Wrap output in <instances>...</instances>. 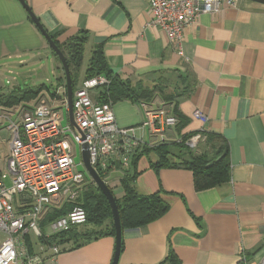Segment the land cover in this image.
I'll use <instances>...</instances> for the list:
<instances>
[{"label": "crops", "instance_id": "obj_1", "mask_svg": "<svg viewBox=\"0 0 264 264\" xmlns=\"http://www.w3.org/2000/svg\"><path fill=\"white\" fill-rule=\"evenodd\" d=\"M24 1L58 42L79 31L88 36L76 88L84 80L91 47H100L110 72L122 82L165 86L166 101L155 97L149 106L162 107L176 120L165 133L168 142L205 132L218 138L215 149L222 146L225 151L227 181L202 191L195 190L187 169L154 171L149 163L156 159L153 153L139 156L135 168L130 162L127 170L137 173L136 192L143 196L158 192L168 209L152 223L121 230L117 264H257L264 256V4L238 0L234 9L201 14L185 29L177 47L160 29L148 26L147 0ZM11 56L31 66L38 82L50 81V75L56 91L44 86L48 91L42 90L35 100L8 106L7 97L25 89L3 75L8 65L15 68ZM43 59L50 69L43 66ZM60 67L20 3L0 0V115L31 108L37 99L50 100L52 95L59 98L55 106H60L64 86ZM26 79L30 78H22ZM111 104L117 127L135 128L142 137L144 131L137 129L144 120L140 105L128 100ZM196 110L206 116V123L193 117ZM6 124L2 119L0 179L10 185ZM204 147L198 148L215 151ZM112 174L115 181L108 187L120 199L123 173ZM4 238L0 233V244ZM29 244L31 253L37 254L34 241ZM60 248L57 264H111L115 241L106 236L81 243L69 237Z\"/></svg>", "mask_w": 264, "mask_h": 264}, {"label": "built area", "instance_id": "obj_2", "mask_svg": "<svg viewBox=\"0 0 264 264\" xmlns=\"http://www.w3.org/2000/svg\"><path fill=\"white\" fill-rule=\"evenodd\" d=\"M237 2L147 0L148 26L160 29L169 43L179 47L185 29L196 23L201 14L234 9ZM107 83L104 77L97 76L83 80L74 90L75 128L70 126L68 116L63 126V116L57 108L40 99L31 108L0 115V122L4 119L10 132V185L0 179V233L5 236L0 244V264H57L60 244H50L49 239L85 225V211L76 204L86 179L85 172L78 169L83 166V144L87 146L90 166L108 186L112 172L127 170L137 151L167 141L165 133L176 120L162 107L140 103L144 115L140 129L147 134V140L138 137L135 128L117 127L112 104L93 100V93ZM60 107L67 112L65 97ZM193 117L207 122L198 110ZM201 133L192 135L184 144L194 149L205 139ZM76 148L80 152L78 163ZM32 240L37 254L31 253ZM257 264H264V256Z\"/></svg>", "mask_w": 264, "mask_h": 264}, {"label": "trees", "instance_id": "obj_3", "mask_svg": "<svg viewBox=\"0 0 264 264\" xmlns=\"http://www.w3.org/2000/svg\"><path fill=\"white\" fill-rule=\"evenodd\" d=\"M58 35L59 34H57V36ZM50 37L57 45L67 62L71 74V86L74 92L76 89L75 79L77 78V74L79 73L82 65L88 36L85 32L79 31L62 43L58 42L55 36L52 35ZM52 55L59 63L57 57L53 53ZM62 75L64 78L63 73ZM97 76L104 77L108 82L95 91L97 92V96L95 99L93 98V100L98 104L115 103L122 100H128L132 103H144L149 105L155 97H160L162 101H166V97L163 93L165 86L158 83L151 88L141 85L133 87L127 82H122L110 72L104 60L102 49L100 47L92 46L83 79H91ZM42 90L48 91V89L42 85L37 86L36 88L29 87L20 89L17 95L7 97V104L8 106H14L21 102L35 100ZM52 97L54 96L52 95ZM201 134L205 137V139L204 141L199 142L194 149H191L184 144V141L192 136L190 135L181 138V142L179 143L176 142L177 140H173L172 142L165 141V143L158 144L153 148H142L140 150L141 152L137 151L132 156V160H130V162L133 165V168H135V162L139 156L153 153L156 156V159L154 161H150L149 163L150 167L153 168L154 171H159L163 168H173L175 166L182 167L191 171L196 191L212 188L227 181L228 179L226 154L222 146L215 149V144L218 142V138L206 134L205 132ZM200 144H203V148H205L204 146L209 147L210 145L212 146L211 149H214L215 151L213 153H208L203 150V148H198ZM137 153H139V155L135 157ZM223 153L224 155L219 159ZM172 158L177 163L172 161ZM122 173L123 176L120 179V186L123 194L120 199H116L114 197L119 213L121 230L145 226L158 220L166 213L168 206L163 202L158 192L146 196L139 195L133 186L137 173L129 172L128 170H125ZM88 187L90 190L82 194L81 197L79 196L76 204L81 206L85 211V225H99L102 227L101 230L97 233L88 232L82 235V233H77V230L73 229L68 233L51 237L49 239L50 244L66 243L69 241V237H77L78 240L81 239V241H79L81 243L106 236L114 237L111 211L107 200L100 193V191L93 186L91 181L89 182ZM66 210H69V207H67ZM63 213L64 211L62 213H57L54 217ZM76 243L75 245H80ZM121 248L122 242H120V251Z\"/></svg>", "mask_w": 264, "mask_h": 264}, {"label": "water", "instance_id": "obj_4", "mask_svg": "<svg viewBox=\"0 0 264 264\" xmlns=\"http://www.w3.org/2000/svg\"><path fill=\"white\" fill-rule=\"evenodd\" d=\"M20 5L23 7V9L27 12L29 18L32 20L34 25L37 27L39 32L44 37L45 41L47 42V45L51 52L57 57L60 66L62 68L63 74H64V89H65V98H66V108H67V116H68V122L72 128H75V124L73 122V116H72V96H73V90L71 86V75L70 70L67 65V62L63 56V54L60 52L57 45L54 43V41L51 39V37L48 35V33L42 28V26L37 21L36 17L33 15L27 4L24 0H17ZM254 2H258L261 4H264V0H250ZM224 153L219 157L222 158ZM81 160L83 163V167L88 174L90 180L93 182L95 187L100 191V193L105 197L107 200V203L109 205L110 211H111V217H112V224L114 228V241H115V248L113 253V258L111 261V264H117L119 253H120V242H121V227H120V219H119V213L116 206L115 198L110 190V188L102 181L100 176L94 171V169L89 164V158H88V152H87V146L86 144H83L81 146Z\"/></svg>", "mask_w": 264, "mask_h": 264}, {"label": "rangeland", "instance_id": "obj_5", "mask_svg": "<svg viewBox=\"0 0 264 264\" xmlns=\"http://www.w3.org/2000/svg\"><path fill=\"white\" fill-rule=\"evenodd\" d=\"M86 55H87V53H86ZM10 58H11V60H9V62H11L15 66V68H11L10 65H8L6 67V69L4 70V73H3V75H4V77L6 79H9V80H11L12 78L16 79L18 84H19V86L21 88H28V87H31V86L33 88H35V87H37V86L42 84L43 86H46L49 89V91H50V88H51V90L53 92L56 91V89L58 88L57 87V83L54 81V79H52V77L50 75L48 76L50 78V81H47V82L46 81H39L38 82V81H36V77H33L31 75L30 71H29V69H31V66L19 64V62H18L19 59H14V56L13 57L11 56ZM85 58L86 57H84V59ZM9 62H8V64H10ZM83 62H84V60H83ZM41 63L43 64V66H49L48 69H50V65H47V62L44 59L41 61ZM43 70H45V69H43ZM21 77L22 78L27 77V78H30V79H28V80L26 79V80L23 81ZM64 97H65V89H64V86H63L62 98L64 99ZM42 98L43 99H40V100L44 101L48 105H51L52 107H56L57 110L62 114V116H63L62 125L65 126L66 122H67V112L65 111L64 108L60 107L59 105L55 106L56 105V101H57V104H59V101H58L59 98L58 97H54V98L50 97V100H52L53 102L52 101L50 102L49 98H46V97H42ZM137 105L139 106L140 104L137 103ZM137 129H140V126H138ZM137 136L140 137L141 135L137 134ZM142 137L144 138V140H147V134L145 133V131L143 132ZM79 156H80V152L76 148V158H75V160H76L77 163L80 161ZM78 169L85 172V178H86L85 182H84L85 183L84 187H83V189L81 190V193H80V197H81L82 194H84L85 192L90 190L89 187H88V184H89V182L91 180H90L88 174L86 173V171L84 170L83 166H78ZM112 176H113V174L111 175V178H112ZM110 180H112L111 182L115 181V179H110ZM93 186H95V185L93 184ZM113 193L116 195L115 191ZM79 201H80V199H79ZM101 228L102 227L99 226V225L98 226H93V225H87L86 224V225L79 226L76 230H77V233H82V235H83V234L88 233V232L89 233H97V232H99L101 230ZM79 241H81V239Z\"/></svg>", "mask_w": 264, "mask_h": 264}, {"label": "clouds", "instance_id": "obj_6", "mask_svg": "<svg viewBox=\"0 0 264 264\" xmlns=\"http://www.w3.org/2000/svg\"><path fill=\"white\" fill-rule=\"evenodd\" d=\"M93 183V182H92Z\"/></svg>", "mask_w": 264, "mask_h": 264}]
</instances>
